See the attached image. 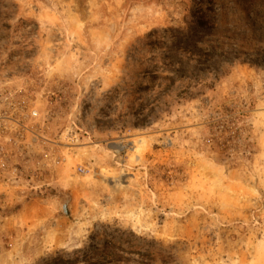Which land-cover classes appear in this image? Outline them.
I'll use <instances>...</instances> for the list:
<instances>
[{
    "label": "rangeland",
    "instance_id": "obj_1",
    "mask_svg": "<svg viewBox=\"0 0 264 264\" xmlns=\"http://www.w3.org/2000/svg\"><path fill=\"white\" fill-rule=\"evenodd\" d=\"M0 264H264V0H0Z\"/></svg>",
    "mask_w": 264,
    "mask_h": 264
},
{
    "label": "water",
    "instance_id": "obj_2",
    "mask_svg": "<svg viewBox=\"0 0 264 264\" xmlns=\"http://www.w3.org/2000/svg\"><path fill=\"white\" fill-rule=\"evenodd\" d=\"M65 210H66V207H65Z\"/></svg>",
    "mask_w": 264,
    "mask_h": 264
}]
</instances>
